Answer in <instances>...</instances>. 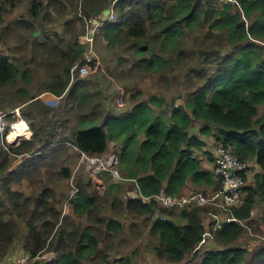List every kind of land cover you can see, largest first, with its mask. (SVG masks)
Returning a JSON list of instances; mask_svg holds the SVG:
<instances>
[{
  "label": "trees",
  "instance_id": "1",
  "mask_svg": "<svg viewBox=\"0 0 264 264\" xmlns=\"http://www.w3.org/2000/svg\"><path fill=\"white\" fill-rule=\"evenodd\" d=\"M18 1L0 0V24ZM27 4L31 19L19 16L0 29V113L8 112L6 132L17 120L15 107L20 106L34 130L19 144L0 131V264L19 249L32 257L45 251L59 255L54 261L40 259L34 264H135L120 246L123 238L124 244L140 238L145 227L154 237L152 250L167 264H264V246L251 250L239 245L247 236L244 230L256 229V219L247 221L250 227L237 221L222 225L212 235L221 248L203 250L208 245L202 244L203 221L215 207H186L164 219L158 199L163 190L182 194L188 183L205 193L212 186L220 189L221 182L206 162L214 161L213 147L224 145L252 162L243 173L246 180L249 171H256L254 163L261 169L245 187V204L233 208L234 217L244 221L254 208L260 213L264 0H29ZM111 7L114 17L98 34L108 47L120 49L110 74L151 80V86H158L147 93L141 86L126 88L128 98L125 95L119 103L124 107L118 114L106 108L104 94L96 96L90 90L88 79L71 84L72 66L88 47L79 42L87 32V19H104V11ZM57 17L63 20L59 22L63 34L47 27L57 24ZM17 27L21 31L14 32ZM31 64L52 72L39 92L29 87L35 73ZM47 91L66 100L69 113L55 111L53 115L60 117L57 126L40 129L37 123L55 109L40 97ZM112 142L125 183L104 172L102 195L91 178H78L77 192L71 196L60 188V182L72 176L73 151L79 156L102 155ZM132 178L138 180L144 197H128L136 186ZM66 199L72 211L63 216ZM260 219L264 224V213ZM137 246L141 248V243Z\"/></svg>",
  "mask_w": 264,
  "mask_h": 264
},
{
  "label": "rangeland",
  "instance_id": "2",
  "mask_svg": "<svg viewBox=\"0 0 264 264\" xmlns=\"http://www.w3.org/2000/svg\"><path fill=\"white\" fill-rule=\"evenodd\" d=\"M27 2H29V0H23V1H18L16 4V6L14 7V10L12 12V14L10 15H6V20L3 21L2 24H0V29H3L4 27V22L5 21H10L12 22L16 17L21 16L22 18L25 19H31L29 14H28V9H29V5L27 4ZM9 4L8 2L6 3ZM10 5V4H9ZM11 7V5H10ZM58 19V17H57ZM63 22L62 19H58V23L52 26H48V29L50 30L53 27H56V30L60 33L63 34L64 33V28L62 26V24L60 23ZM22 28L17 27L14 29V32H18L21 31ZM5 33L10 34V36L12 37V33L11 31H6ZM100 31H98L95 34V38L93 41L94 44V63L91 65V68L87 65V73L82 74L81 72V68L84 67L86 65V61L84 60L85 55L89 52L90 50V45H88L87 49H86V54L84 55V57L82 59H80L75 65L72 66V82H75L78 79L84 78V79H88L91 82V88L90 90L94 93L97 94L96 96H100L101 94H104L102 97V100L104 101V103H106V108L109 109L110 111H112L115 114H118L121 107L124 106H120L119 103H123V100L125 98V95H127L128 98V91H126V88H131V89H138V86H141L142 89L144 90L143 93H147L150 91H155L156 89H158L157 84L154 85H150L151 84V80H140L137 81L134 78H129V79H122L119 77H116V75L114 74H110V70L109 69H114L115 68V51H117V53L120 52V49L115 50V48L112 47H108L106 44L107 42L104 41L101 42V40L99 39V34ZM17 33H14V36ZM83 35V34H82ZM82 35L79 36V42H81L82 44L87 45L88 43L85 42L84 36L82 37ZM29 47H26L25 50H28ZM23 56H27L26 52H22V57ZM34 67V74L32 75L33 79L30 82V89L33 92L36 91H40L38 90L43 84L42 82L47 81V78L49 79V77L52 75L51 69H46L45 67L42 66H38V65H34L31 64ZM142 76H145V73H141ZM70 84V85H71ZM150 86V87H149ZM163 85L160 83V88ZM149 87V88H148ZM164 87H167V85L165 84ZM146 90V91H145ZM124 93V95H123ZM100 94V95H99ZM50 95V96H47ZM54 96V97H52ZM40 97L49 105H52L55 109L52 112V114H50L49 116L43 117L38 123L37 125L39 126V128L41 129L44 126L47 125H55L57 126V124L59 123L60 117H57L56 115H53V113L55 111H61V113L64 111L65 114L69 113L68 112V103L67 101H61V96L55 95L53 92H43ZM55 99V100H54ZM129 100V99H128ZM181 100L178 101V103H180ZM22 107V106H20ZM20 107H15L17 109H19L20 111V115H17V120H15L12 123V126L14 124H17L19 128H17V133H23L20 129V125L21 123H23L24 121H26L28 123V121L25 119L24 115L22 114V108ZM4 111V110H2ZM264 111V105H262L259 109V112H263ZM16 112V110H15ZM27 118V117H26ZM40 118V117H39ZM29 128H30V133H27L24 135V138H30L31 135L33 134L34 130L32 128V126H30V124L28 123ZM32 128V129H31ZM64 129V128H62ZM59 135H62V133H59ZM7 139V138H6ZM14 142L19 143L18 141H11V143L14 144ZM21 142V141H20ZM116 146V142H112L110 143V146L108 148V150L103 153L102 155H95V156H89V154L83 153L81 156H79V154H76L75 151L74 152V159L69 161V165L72 168V176L70 179L68 180H63L60 182V188L64 191V192H68L69 196H71L72 194H74L75 192H77V186H76V182L78 180V178H91V182L93 183V185L95 187H98V193L100 195L104 194V190H105V180L102 176V174L104 172H108L111 176V178L114 181L117 182H122L125 183V179L122 174L119 171L118 168V164H119V154L116 152L115 149ZM229 148V147H228ZM112 149L115 150V152L118 154V160L117 162L114 164V166H102L101 163L99 161L96 160H102V159H106L109 158V156L112 153ZM214 149V147H213ZM233 152V151H232ZM236 154V153H235ZM89 158H93L92 161H89ZM75 160V161H74ZM246 162V161H245ZM247 163V167L251 164L252 162H246ZM254 167L256 169V171L260 172V166L257 163H254ZM246 169L242 172V176L244 178L245 181V187L247 186V184L252 183L253 180V175L255 174L254 171H249L248 175H249V181L246 180V178L244 177L243 173L246 171ZM215 174V173H214ZM216 176V180L220 181L222 184V177L220 176ZM132 181L134 183H136L135 188H131L130 191L128 192V197L129 198H139V197H144L141 190L138 189L139 183L138 180L136 178H132ZM188 183L185 191L180 194V195H172L174 197H170V201H168V204L163 203L162 205V209L163 213L161 214V216H163L162 218L166 219L168 218L169 214L172 213L173 211H180L186 207H189L191 210L194 207L197 206H204V205H211L214 206L215 208H213L211 210V212H209V215H211L212 217L209 216L206 217L207 219L203 221V225L205 228V233L204 236L206 237L205 240L202 241V244L206 241V243H208L207 246H203L202 249H209L212 250L214 248L218 247V244L213 241L210 238V236H212L214 234V232H217L219 230V228L228 223V222H235L237 221L238 223H241L243 226H248L247 221L249 220H255L254 223L256 225V229L253 230L251 227L249 228V230H244L245 234L247 235L244 238H241L242 240H240L239 245H244L247 247H250L251 250L260 248L262 246H264V225L261 222L260 219V213H258V209L254 208L251 211V214L249 216V218H247L246 220H241V219H236L233 215V211L232 209H230V207L225 206L224 204V196L219 197V195L216 193L218 191H220V189H222V185L220 189H215L214 186L209 188V191L207 193L203 192V191H197L196 189L194 190V186ZM58 186V184H57ZM140 187V186H139ZM194 187V188H193ZM244 187V203L246 202V198L248 196V192L246 191ZM195 193H204L206 196L208 197H203V199L200 197L198 200H195L196 195ZM68 196V197H69ZM127 196V194H126ZM210 199H215L213 202H207L204 204H201L203 201L206 200H210ZM67 200V199H66ZM64 201L63 203V216L66 213L71 212L72 207L69 204L68 200ZM226 203H227V199H226ZM200 204V205H199ZM229 204V203H227ZM243 205L239 206L238 208L242 207ZM161 209V210H162ZM177 213V212H176ZM177 217V216H176ZM179 218V217H178ZM137 221V220H136ZM78 222V220H77ZM124 222L127 226V228H129V220L124 218ZM145 231H143V233L141 234L140 238H134L132 237L130 240H128L127 244H124V239L122 240V245L120 246L121 252L123 254H130L132 256V258L135 260V264H167L166 260L162 259L157 253H155L152 249H153V245L152 242L154 243V237L151 236V232L149 231L150 228L145 227L144 228ZM142 241V242H141ZM141 243V248H138L137 245H139ZM148 250H147V249ZM221 248V247H218ZM19 249V248H18ZM140 249V252H139ZM138 250V252L135 254V256L132 255L133 251ZM20 251V255L18 257H14V261H6L5 264H16L17 262L21 261L25 255H29L31 256L30 252H24V251ZM140 254V255H139ZM13 256V254H12ZM58 253L56 252H47L45 251L43 254L38 255L36 257H32L29 260L30 263L29 264H34L37 263L36 260H40V259H45L48 261H54L58 258ZM10 258V256H9ZM10 260V259H9ZM40 263L43 264L44 261H39ZM183 264V263H182Z\"/></svg>",
  "mask_w": 264,
  "mask_h": 264
},
{
  "label": "built area",
  "instance_id": "3",
  "mask_svg": "<svg viewBox=\"0 0 264 264\" xmlns=\"http://www.w3.org/2000/svg\"><path fill=\"white\" fill-rule=\"evenodd\" d=\"M219 3L222 2H228L233 0H215ZM114 17V10L113 8L110 10V13L108 17L101 19L97 21L96 18H89L87 19V32L82 35L84 36V41L90 45L89 52L85 55L84 60L86 61V65L81 68L82 74L87 73V65L91 68V65L95 62L94 61V38L95 34L99 31V28L104 25L107 21L113 19ZM73 76V73H72ZM16 113L21 116L19 109H16ZM8 112H2L0 113V131L3 134H6L7 139L12 134V131H16L18 127L17 124H14L11 128V130L6 132L7 129V117ZM25 133H19L17 136V141L20 143V141L24 138ZM9 140V139H8ZM10 141V140H9ZM11 142V141H10ZM14 142V144H19ZM214 153V161L212 162V171L217 176L222 177V189L220 191L216 192L219 197L224 196V204L227 207H230V209L233 210L235 207H239L243 205L244 203V187H245V181L242 176V172L246 169L247 163L242 160L238 155H236L232 150L224 145H217L213 149ZM93 158H89V161H92ZM118 160V154L115 152L114 149H112V153L109 156V158L102 159V160H96L101 163L102 166H114V164ZM138 189L140 187L138 186ZM196 198L195 200H198L200 197L203 199V197H208L204 193H195ZM137 197V196H136ZM134 197V198H136ZM170 197H174L171 194H167L165 190L160 192L158 195V199L161 200V203L168 204V201H170ZM149 199L150 197H146ZM227 199V204L226 203ZM215 199H210L203 201L201 204L207 203V202H213ZM200 205V204H199ZM32 256V255H31ZM31 256L25 255L24 258L17 262L16 264H29Z\"/></svg>",
  "mask_w": 264,
  "mask_h": 264
},
{
  "label": "bare ground",
  "instance_id": "4",
  "mask_svg": "<svg viewBox=\"0 0 264 264\" xmlns=\"http://www.w3.org/2000/svg\"><path fill=\"white\" fill-rule=\"evenodd\" d=\"M47 96H50V95H47ZM52 97H54V96H52ZM20 129H21V131L23 133H25V132L30 133V128H29V125H28V123L26 121H24L23 123H21ZM17 136H18L17 131H12V134L9 136V139H11L12 141L13 140L17 141Z\"/></svg>",
  "mask_w": 264,
  "mask_h": 264
},
{
  "label": "crops",
  "instance_id": "5",
  "mask_svg": "<svg viewBox=\"0 0 264 264\" xmlns=\"http://www.w3.org/2000/svg\"><path fill=\"white\" fill-rule=\"evenodd\" d=\"M110 9H112V7L110 8ZM109 15V14H108ZM108 15H106V17H108ZM199 128V127H198ZM206 165H207V167L209 168V169H212V162L210 161H207L206 162ZM263 213H264V203H263V206H262V208L260 209V216L262 217L263 216ZM210 217H212L211 215H209ZM209 216H208V218H209ZM264 225V224H263ZM210 238L212 239V236H210ZM213 242V241H212ZM205 243V242H204ZM203 243V244H204ZM208 244V243H207ZM17 252L16 253H14V255H13V257H11L10 258V261H14V257H18L19 255H20V252H18L19 250H16ZM13 263V262H12ZM11 263V264H12ZM5 264V263H4Z\"/></svg>",
  "mask_w": 264,
  "mask_h": 264
},
{
  "label": "water",
  "instance_id": "6",
  "mask_svg": "<svg viewBox=\"0 0 264 264\" xmlns=\"http://www.w3.org/2000/svg\"><path fill=\"white\" fill-rule=\"evenodd\" d=\"M110 13V8H108V9H106L105 11H104V14L105 15H108Z\"/></svg>",
  "mask_w": 264,
  "mask_h": 264
},
{
  "label": "clouds",
  "instance_id": "7",
  "mask_svg": "<svg viewBox=\"0 0 264 264\" xmlns=\"http://www.w3.org/2000/svg\"><path fill=\"white\" fill-rule=\"evenodd\" d=\"M111 10V9H110Z\"/></svg>",
  "mask_w": 264,
  "mask_h": 264
}]
</instances>
